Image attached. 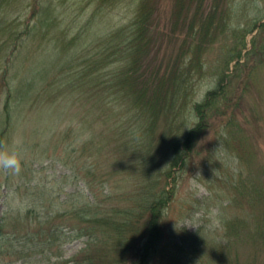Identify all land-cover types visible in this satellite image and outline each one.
<instances>
[{"label": "rangeland", "instance_id": "rangeland-1", "mask_svg": "<svg viewBox=\"0 0 264 264\" xmlns=\"http://www.w3.org/2000/svg\"><path fill=\"white\" fill-rule=\"evenodd\" d=\"M9 1L10 4L0 1V15H5L7 25L11 23L16 33L24 35L18 45L3 43L4 38H0V144L11 146L20 141L22 161L19 174L0 171V218L11 216L20 221V234H11V238L23 252L3 259L0 264H70L72 257L76 259L91 241L89 235L76 236L78 221L73 217L74 211L89 205L88 199L105 198V203H100L104 206L130 205L133 191L147 178L145 183L151 185L155 173L161 175V186L171 189V194L162 212L164 235L151 264H168L175 252L185 258L186 264H228L227 256H221L219 250L226 251L229 245V264H264V238L254 244L235 242L226 235L225 228L226 221L236 216L251 221L250 186L264 175V34H259L255 27L264 21V0L224 2L228 15L225 32L214 41H205L207 49L200 57L203 66L189 79L188 106L179 120V128L196 121L192 105L215 88L222 75H231L237 60L250 67L261 57V64L254 68L256 80L246 82L245 93L241 91L245 71L231 80L236 94L243 96L237 123L255 150L251 170L222 143L221 122L216 118L190 158L173 167L170 179L166 177L170 160L167 140L172 136L141 137L139 127L143 118L134 116L136 111L127 107L122 92L111 94L104 89L102 95H106L103 97L107 105L103 110L91 98L95 90L101 94L99 88L90 85L92 63L98 62V76L104 85L112 78L110 71L115 72L114 68L124 64L117 61L122 52L119 57L115 53L124 46L135 1ZM176 1L149 0L154 9V28L157 33H165L157 38L160 49L156 66H171L173 57L180 54V35L186 31H179L180 24L179 29L172 25ZM209 2L204 7L206 11L210 9ZM190 19L187 12L183 27ZM119 31V41L107 45L106 41ZM255 37L262 43L261 50L258 57H247ZM182 58L188 60V53ZM19 87L26 89L16 92ZM162 126L158 125L156 133L161 132ZM132 138L143 139L146 145L154 143L153 157H142L146 163L119 150V141ZM262 184L264 187V180ZM109 193L111 200L106 197ZM255 206L258 208L259 204ZM212 210L217 213L215 227L210 226L208 219ZM196 213L201 214L198 229L185 227ZM45 216L54 217L53 225L57 228L52 232L57 238L48 240L51 243L42 252L38 238L18 236L34 235L37 221ZM251 228L249 224L246 230ZM49 238L45 234L42 237ZM139 245L137 241L136 247Z\"/></svg>", "mask_w": 264, "mask_h": 264}, {"label": "trees", "instance_id": "trees-1", "mask_svg": "<svg viewBox=\"0 0 264 264\" xmlns=\"http://www.w3.org/2000/svg\"><path fill=\"white\" fill-rule=\"evenodd\" d=\"M134 1L136 3L134 15L123 39L124 46L115 53L119 57V53L122 52L120 57L123 56L124 64L114 68L115 72L110 71L112 78L109 84L104 85L103 80L98 76L100 71L98 62L92 63L90 85L92 84L93 89L99 88L101 92L100 94L98 90H95L91 97L93 104L101 110L106 109L107 103L104 100L106 95H102L104 89L109 93L112 91L122 92L123 98L127 99V107L136 111L134 116L143 118V123L139 127L141 137L149 139L152 136L157 138L172 136L171 139L167 140L171 146L169 167L166 171V177L169 179L173 167L184 164L190 158L196 144L203 134L210 129L216 118H219L221 122L219 137L221 136L222 143L229 150L235 152L239 160L251 170V165L255 162V150L252 144L248 142L247 136L242 132L241 125L237 123V111L239 112L242 94L247 88L246 82L256 80L254 68L261 64V57L258 55L262 43L258 41L257 37L253 38L252 48L246 55L247 57L256 55L258 57L257 63L247 67L246 62L237 60L234 64L233 73L222 75L219 84L208 90L201 101L192 105V112L196 121L192 122L190 126L179 128L180 117L188 106L186 92L189 79L199 73L203 66L200 57L207 49L204 47L205 41H214L217 35H223L225 32L224 24L228 15L223 4L224 2L228 4V0H210L208 11L204 10L208 0H177L174 3L171 13L173 16L172 25L174 24L173 26L178 28L180 24L181 30L179 31L182 33L185 30L186 32L184 35H180V54L173 57L171 66H164L163 64L156 66V55L160 49L156 45L157 38L165 36V33H157V29L154 28L152 4L149 0ZM6 2L10 4L9 0ZM184 8L186 9L184 10ZM43 12L46 14L47 10L43 9ZM187 12H189L191 19L188 25L183 27ZM11 27V23L7 25L5 15H0V38H4L2 42H12L13 45H18L20 44V37L23 38L24 34L16 33L15 29ZM255 27L258 28L259 34H264V22H260ZM120 32L112 35V40L111 38L108 39L106 44L112 45L113 41L118 42L122 35ZM196 39V45H190ZM184 46L188 47L184 50ZM186 52L188 53V60L183 61L182 56ZM239 55L237 56L239 57ZM162 66H164L163 71L161 70ZM160 71H162L161 74ZM243 71L246 72L244 88L241 89L242 94L237 95L236 90L231 86V80L235 76H240ZM25 89L19 87L16 92H23ZM159 124L163 125L160 127L162 130L160 133H156ZM118 144H120L119 150L128 151L134 159L141 163H146L145 159L153 157L151 147L154 146V143L151 141L146 145L143 139L132 138L119 141ZM154 177L155 180L151 185L145 183L147 178L140 183L141 188L139 185L138 190L133 191L130 205L104 206L100 203H105L107 200L105 198L98 201L88 199L90 206L87 204L74 211L73 217L78 221L76 236L89 235L90 240L95 242L89 241L87 247L81 250L76 259L72 257L70 264H151L152 255L156 252L155 250H157L164 235L161 223L162 212L171 194V189L161 186V175L155 173ZM263 180L264 175L259 178L258 182L254 181L255 183L250 186L249 195L253 203L248 200V208L253 214L251 221L240 216L226 221V235L234 238L235 242L239 240L254 244L257 240L264 238V206H261V202L264 203ZM146 185H148V189H145ZM106 197L111 200L113 196L109 193ZM254 204H259L258 208ZM8 219L11 220L7 221ZM54 222L53 216H45L43 220L37 221L38 227L34 235L27 233L18 237L34 236L38 238V246L43 252V249L45 247L48 249L49 243L57 238V235L52 232L53 229L57 228L56 225H53ZM249 224L252 225V228L247 231ZM19 227L20 221L12 219L11 216L0 218V261L13 254L19 255L23 252V249L19 248L11 238V234H20ZM245 231V235L240 234ZM44 234L50 238L43 240ZM137 241L140 243L138 247H136ZM221 248L222 246L219 247V249ZM230 248V245L225 248L227 253ZM219 251L221 256H227V263L229 264L230 258L226 251ZM184 260L185 258L183 259L179 252H175L168 264H186L187 262ZM56 264H69V262L64 261Z\"/></svg>", "mask_w": 264, "mask_h": 264}, {"label": "clouds", "instance_id": "clouds-1", "mask_svg": "<svg viewBox=\"0 0 264 264\" xmlns=\"http://www.w3.org/2000/svg\"><path fill=\"white\" fill-rule=\"evenodd\" d=\"M21 161L22 156L20 141H14L11 146L0 144V171L11 174H19L21 171ZM197 176H199V174H197ZM197 176L192 177L193 180H195ZM216 215L217 213L215 210H212L208 214V219L211 221V227H215L217 224V220L215 219ZM200 220L201 214L196 213L194 214L192 220L184 226L198 229Z\"/></svg>", "mask_w": 264, "mask_h": 264}, {"label": "bare ground", "instance_id": "bare-ground-1", "mask_svg": "<svg viewBox=\"0 0 264 264\" xmlns=\"http://www.w3.org/2000/svg\"><path fill=\"white\" fill-rule=\"evenodd\" d=\"M196 41H197V39L194 41V43H192V44H190V45H196V44H195ZM204 47H205V46H204ZM167 147H168V151H170V147H171V146H170L169 143L167 144ZM121 206H122V205H121ZM121 206H120V207H121ZM118 207H119V206H118ZM135 236H137V235H135ZM12 256H15V254H13Z\"/></svg>", "mask_w": 264, "mask_h": 264}]
</instances>
